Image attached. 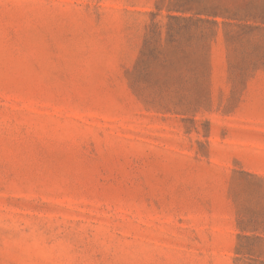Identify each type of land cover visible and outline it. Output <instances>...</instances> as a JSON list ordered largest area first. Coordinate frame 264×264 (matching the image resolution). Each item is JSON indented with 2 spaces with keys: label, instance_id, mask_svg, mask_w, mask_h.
<instances>
[{
  "label": "rangeland",
  "instance_id": "1",
  "mask_svg": "<svg viewBox=\"0 0 264 264\" xmlns=\"http://www.w3.org/2000/svg\"><path fill=\"white\" fill-rule=\"evenodd\" d=\"M170 6L0 0V264H264V12L165 80Z\"/></svg>",
  "mask_w": 264,
  "mask_h": 264
},
{
  "label": "trees",
  "instance_id": "2",
  "mask_svg": "<svg viewBox=\"0 0 264 264\" xmlns=\"http://www.w3.org/2000/svg\"><path fill=\"white\" fill-rule=\"evenodd\" d=\"M263 7L264 4L260 0H171L169 10H173L177 15L167 16L169 21L164 27L166 37L162 48L157 50L153 45L155 31L152 30L145 43V50L148 52L143 56L147 57L151 65L158 64L161 67L165 80L173 74L172 70L180 68L178 63L186 64L188 72L193 74V79L199 80L206 68L192 67L189 62L191 56L182 51L184 45L199 44L207 47L214 39L215 30L219 26L232 27L235 22H239L243 29L256 30L258 27L249 23L261 18ZM168 48L172 49V56H167L165 50Z\"/></svg>",
  "mask_w": 264,
  "mask_h": 264
}]
</instances>
